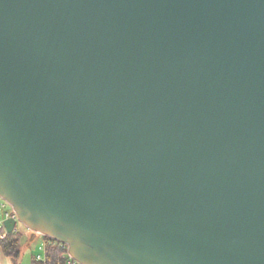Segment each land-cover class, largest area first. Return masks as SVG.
Wrapping results in <instances>:
<instances>
[{
    "label": "water",
    "instance_id": "obj_1",
    "mask_svg": "<svg viewBox=\"0 0 264 264\" xmlns=\"http://www.w3.org/2000/svg\"><path fill=\"white\" fill-rule=\"evenodd\" d=\"M0 195L82 264H264V0H0Z\"/></svg>",
    "mask_w": 264,
    "mask_h": 264
},
{
    "label": "trees",
    "instance_id": "obj_2",
    "mask_svg": "<svg viewBox=\"0 0 264 264\" xmlns=\"http://www.w3.org/2000/svg\"><path fill=\"white\" fill-rule=\"evenodd\" d=\"M33 237V235L30 236V239H33ZM44 238L47 240L45 259L38 260L37 257H34L32 264H65L67 246L52 237L45 236ZM23 239L24 234L18 229L7 233L3 238L0 237V254L2 259L5 257L6 259H11L12 264H19Z\"/></svg>",
    "mask_w": 264,
    "mask_h": 264
},
{
    "label": "rangeland",
    "instance_id": "obj_3",
    "mask_svg": "<svg viewBox=\"0 0 264 264\" xmlns=\"http://www.w3.org/2000/svg\"><path fill=\"white\" fill-rule=\"evenodd\" d=\"M17 229L24 234L19 264H32L33 258L38 254H41L44 257L45 249L43 248V239L41 235H33V231L21 221H18ZM32 235L34 237L33 239H30V236ZM3 259H5L3 260V264H12L11 259H6L5 257Z\"/></svg>",
    "mask_w": 264,
    "mask_h": 264
},
{
    "label": "built area",
    "instance_id": "obj_4",
    "mask_svg": "<svg viewBox=\"0 0 264 264\" xmlns=\"http://www.w3.org/2000/svg\"><path fill=\"white\" fill-rule=\"evenodd\" d=\"M12 217H17V213L14 209V207L12 206V204L7 201L4 197H2L0 195V237L3 238L7 235L8 230L5 226V221L9 218ZM41 235L42 239H43V248L46 250V239L44 238L46 235L41 234V233H33V235ZM64 244V243H63ZM66 245V244H64ZM67 246V245H66ZM38 260H44L45 256L43 257L41 254H38L37 256ZM0 264H3V259L2 256L0 254ZM65 264H82L79 260H77L76 258H74L73 256H71L68 252V248H67V253H66V258H65Z\"/></svg>",
    "mask_w": 264,
    "mask_h": 264
}]
</instances>
